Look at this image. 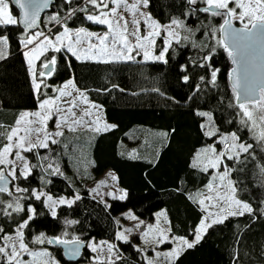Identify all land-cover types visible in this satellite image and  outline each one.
<instances>
[{
    "label": "snow or ice",
    "instance_id": "snow-or-ice-1",
    "mask_svg": "<svg viewBox=\"0 0 264 264\" xmlns=\"http://www.w3.org/2000/svg\"><path fill=\"white\" fill-rule=\"evenodd\" d=\"M54 4L57 11L42 19L41 13ZM218 17L222 23H213ZM234 22L241 26L234 27ZM13 27L18 29L16 42L28 70L35 104L19 111L11 124L0 122V264H59L46 248L34 250L31 245L63 246L69 259L80 257L81 250L87 249L94 254L88 257L91 264H126L121 245H129L143 264H175L214 226L245 216L255 222L257 213L264 217V199L259 207L241 199L243 181L236 175L255 161L259 186L264 187V161L257 160L255 147L259 145L264 151V0H184L182 14L171 16L167 23L154 15L152 0H0V62L12 55L9 29ZM180 48L194 49L199 54L179 65L181 81L192 88L185 103L218 88L221 70L212 63L217 48H222L234 65L229 73L232 95L225 105L234 109L231 118L218 120L212 109L194 111L204 142L193 152L188 167L206 176L207 182L195 192L185 193L202 213L191 229L192 239L175 234L165 210L156 212L149 222L131 209L111 218L115 230L109 240H84L70 233L68 229L80 221L67 218L61 235L40 233L28 239L26 230L38 215H43L33 202H39L56 219L58 210L72 209L83 199L76 190L70 196H54L45 190L52 184L49 177H65L58 160L74 150L68 134L76 136L81 129L100 134L117 127L107 122L103 106L89 98V90L78 87L74 76L57 83L61 69L66 67L71 72V58L80 63L167 65ZM196 69L201 74L193 81ZM112 88L125 91L119 85ZM152 91L160 93L159 88ZM224 102V97L218 98L219 104ZM224 124L234 127L225 128ZM158 135L167 138L168 133ZM56 148L61 151L54 155ZM128 158L142 157L133 150ZM147 162L155 166L154 160ZM37 171L41 173L39 187L23 183ZM88 195L111 216L110 201L124 202L129 192L109 171L107 179L99 181ZM124 222H131V226ZM231 264H240L235 247Z\"/></svg>",
    "mask_w": 264,
    "mask_h": 264
},
{
    "label": "trees",
    "instance_id": "trees-1",
    "mask_svg": "<svg viewBox=\"0 0 264 264\" xmlns=\"http://www.w3.org/2000/svg\"><path fill=\"white\" fill-rule=\"evenodd\" d=\"M183 10L184 0H152V11L163 23H167L171 16H180ZM54 11H57L55 4L43 19L46 20L47 15ZM213 23L219 24L222 20L218 17ZM89 27L98 30L96 26ZM9 31L12 55L0 62V122L5 124H11L19 111L31 109L35 104L28 70L16 42L18 29L13 27ZM198 55L194 49L180 48L172 54L167 65L80 63L71 58V72L66 67L62 68L57 83L68 79L70 75L74 76L78 87L89 90V98L103 106L107 122L117 127L100 134L80 130L76 134L79 139L68 134L74 150L58 160L65 177H49L52 184L45 190L54 196H70L76 190L83 199L72 209L58 210L56 219L51 218L48 210L39 202H33L38 213L42 212L43 215H38L30 229L26 230L28 239L40 233L49 237L61 235L67 218L80 221V224L68 229L70 233L80 235L84 240L90 237L97 241L109 240L113 238L115 230L111 218L128 209L147 220L153 219L156 212L165 210L174 225L175 234L192 239L191 229L199 222L202 213L186 198L185 193H193L207 182L206 176L188 167L193 152L204 142L194 111L212 109L221 121L231 118L234 112V109L225 106L232 95L228 79L231 63L222 48L216 49L212 60L213 65L221 70L218 88L201 93L199 99L194 98L185 103L192 88L181 81L183 73L179 71V65L186 63L190 56L198 58ZM60 60L63 64L62 56ZM200 74L201 70L196 69L193 81H197ZM112 85H119L125 91L112 88ZM104 88H110L111 91H91ZM153 88H159L164 95L152 91ZM173 97L180 102L170 99ZM219 97L225 98L224 104L218 103ZM223 127L234 126L224 124ZM161 132H167V138L159 136ZM248 142L254 143L252 140ZM255 147L257 160L264 161V151L260 150L259 145ZM133 150L142 158L129 159L128 153ZM60 151V148H56L53 154ZM148 160H154L155 166ZM255 163H248L245 171L236 175L243 181L241 199L249 200L254 207H259V201L264 199V187L259 186L260 177ZM106 171L113 172L119 179V186L129 192L124 202L110 201L113 205L111 216L105 212L103 205L90 198L89 190L84 185ZM40 175L37 171L29 181L23 183L39 187ZM178 188L180 191H177ZM257 216L255 222L245 216L231 218L222 225L214 226L200 244L185 251L175 264H231L234 247L239 251L240 264H264V258L261 257L264 217L259 216V213ZM237 236L240 237L239 244ZM46 246L60 264H91L88 257L93 254L87 249L79 261L72 262L63 257L60 248ZM121 247L126 264H143L129 245Z\"/></svg>",
    "mask_w": 264,
    "mask_h": 264
},
{
    "label": "rangeland",
    "instance_id": "rangeland-1",
    "mask_svg": "<svg viewBox=\"0 0 264 264\" xmlns=\"http://www.w3.org/2000/svg\"><path fill=\"white\" fill-rule=\"evenodd\" d=\"M104 113V112H103ZM103 115V114H102ZM81 130H83V129H81ZM86 170V169H85ZM109 171H106V172H104L102 175H100V176H98V178L97 179H95L94 181H91L90 183L89 182H87V183H84V185H85V187L88 189V190H90V189H92V188H94L95 186H96V184L99 182V181H101V180H105V179H107V173H108ZM110 182V181H109ZM104 191H108V190H110V189H103ZM159 212V211H158ZM120 215V214H119ZM119 215H116V216H119ZM154 218V217H153ZM145 220H147V219H145ZM149 222H152L153 221V219H151V220H148ZM125 224H126V226H131V222H124ZM59 236V235H58ZM189 240H191V239H189ZM99 241V240H98ZM133 241L135 242V243H139V241L138 240H136L135 238H133ZM165 247H167V246H165ZM34 248V250H42V249H44V248H46L50 253H51V251L47 248V246L46 245H39L38 247H33ZM51 255L54 257V255L51 253ZM94 255V254H93ZM55 258V257H54ZM56 259V258H55ZM57 260V259H56ZM58 261V260H57ZM60 264V263H59Z\"/></svg>",
    "mask_w": 264,
    "mask_h": 264
},
{
    "label": "water",
    "instance_id": "water-1",
    "mask_svg": "<svg viewBox=\"0 0 264 264\" xmlns=\"http://www.w3.org/2000/svg\"><path fill=\"white\" fill-rule=\"evenodd\" d=\"M12 6L15 8L14 5H12ZM51 8H52V6H51L49 9H47V10H45L44 12L41 13V18H42V19L44 18V16H45L46 13H48V12L51 11ZM16 11H17V13L19 12L18 9H16ZM233 26L236 27V28H239L241 25H238V24L234 23ZM230 63H231V61H230ZM233 67H234V65L231 63V67H230V69H229V71H228V79H229V73H230V71H231V69H232ZM229 83H230V85H231L230 80H229ZM52 246H55V247L60 248L61 251H62V255H63V257H64L66 260H68V261H72V262H77V261H79V259L81 258V256L83 255V252H84V250H85V249H82V250H81V255H80V257H78V258H76V259H69V258L65 255V252H64V248H63V246H59V245H52Z\"/></svg>",
    "mask_w": 264,
    "mask_h": 264
},
{
    "label": "flooded vegetation",
    "instance_id": "flooded-vegetation-1",
    "mask_svg": "<svg viewBox=\"0 0 264 264\" xmlns=\"http://www.w3.org/2000/svg\"><path fill=\"white\" fill-rule=\"evenodd\" d=\"M234 23H236V24L240 25V24H239V22H234Z\"/></svg>",
    "mask_w": 264,
    "mask_h": 264
},
{
    "label": "crops",
    "instance_id": "crops-1",
    "mask_svg": "<svg viewBox=\"0 0 264 264\" xmlns=\"http://www.w3.org/2000/svg\"><path fill=\"white\" fill-rule=\"evenodd\" d=\"M103 114V113H102ZM104 116V115H103ZM110 124V123H109Z\"/></svg>",
    "mask_w": 264,
    "mask_h": 264
}]
</instances>
